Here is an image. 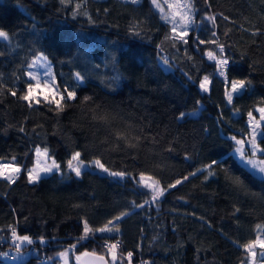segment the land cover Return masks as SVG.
Returning a JSON list of instances; mask_svg holds the SVG:
<instances>
[{
	"label": "trees",
	"instance_id": "trees-1",
	"mask_svg": "<svg viewBox=\"0 0 264 264\" xmlns=\"http://www.w3.org/2000/svg\"><path fill=\"white\" fill-rule=\"evenodd\" d=\"M190 2L194 23L184 43L166 39L171 27L150 0H0V30L8 33L0 38V161L21 168L13 183L0 179L1 248L14 254L0 264L56 262L71 245L75 260L93 250L107 259L105 239H120L132 264L245 263L243 245L264 231V181L233 155L231 137L251 138L248 113L264 105V0ZM210 40L225 45V77L206 58L218 51ZM40 53L59 88L75 89V100H60L62 111L20 99L30 83L26 67ZM205 76L210 86L201 91ZM242 79L251 83L229 103L226 91ZM257 143L264 148V136ZM37 147L61 172L30 183ZM77 151L125 177L90 169L76 177L67 162ZM213 160L223 162L213 175L196 171ZM142 173L167 189L156 203H145L151 194L139 183ZM122 212L119 231H93L77 243L84 221L95 230ZM10 226L33 241L19 254ZM115 264L128 262L118 256Z\"/></svg>",
	"mask_w": 264,
	"mask_h": 264
},
{
	"label": "snow or ice",
	"instance_id": "snow-or-ice-1",
	"mask_svg": "<svg viewBox=\"0 0 264 264\" xmlns=\"http://www.w3.org/2000/svg\"><path fill=\"white\" fill-rule=\"evenodd\" d=\"M132 3H137L138 0H131ZM61 3H65V0H61ZM165 3H168V0H165ZM152 4L158 8L162 14L161 18L165 20V22L171 24V37H167L166 39H174L179 40L180 42L186 43L185 37L187 36L188 30L190 26L194 23L192 19V12H193V6L190 2V0H176L175 4H168V8L170 10L169 13H165L164 9L161 7V5L158 3V0H152ZM81 5L77 4L75 11H78L80 9ZM74 11V14H75ZM209 21L215 23V18L213 16L206 17ZM227 19V17H225ZM138 34V33H137ZM255 35V33H253ZM215 36V32L212 34ZM0 38L8 39V33H6L3 30H0ZM200 43H206L205 41H200ZM207 43L215 44L216 50L209 49L205 52V55L207 56L208 60L214 61L216 64L217 72L220 76H225V70L227 68V65L229 63V60L227 57L224 56L225 52V45L217 43L215 40L207 41ZM175 46V44L173 45ZM158 47H160L158 45ZM41 61L43 63H41ZM164 63L167 64L168 61L165 59ZM42 67L45 69L44 75H48L50 72V67L47 62V58L43 56L42 54L38 56L31 64L28 65L29 68L33 67ZM27 75L29 76L30 80H38V75H34L32 72H28ZM75 79L78 82H83L84 76L77 72L74 74ZM251 83L250 80H233L231 82V92H226L227 98L229 103L232 102L233 95L238 94L245 90L249 84ZM208 84H209V77L205 76L203 80L201 81L200 87L203 91H208ZM37 87L39 84L36 85ZM64 91L67 93V96H61V101H71L76 99V92L75 89L69 91L67 88L64 89ZM32 92H33V84L29 83L27 85V94L22 95L20 97L21 100L31 101L32 99ZM13 95L16 93L13 92ZM91 100V97L85 96L83 98L84 102H88ZM29 107H31V103H29ZM56 107L58 111L63 110V105L60 101H56ZM261 113L260 119L256 120L252 112L250 111L248 113L249 116V126L251 129V138L250 139H237L235 136L231 137V139L234 141L235 147L233 149V155L238 158L241 163L248 167L249 170L252 172L253 175H259V178L264 181V159H257L258 153L264 154V148H261L260 144L257 143V141L260 139L261 136H264V129L261 128V122L264 121V108L257 109ZM186 114L181 113L180 117H184ZM96 119V117H93ZM101 120H103L105 123H107L106 118L101 117ZM23 130V129H21ZM117 140L127 139V136L122 132H116L115 133ZM134 146V145H129ZM36 154L38 156L43 155L44 157H48L49 153L48 150L45 148L43 152H41V149L37 147ZM81 153L80 152H74L71 156V159L67 162V168L69 172L75 173L76 177H80L83 174V170L85 167H92L94 166L96 169H98L100 172L107 173L111 177H120L124 178L125 173L124 172H115L110 171L109 168L105 167V165L101 162L100 159L93 160L89 165H85L84 161L81 160ZM75 162V163H74ZM223 163L222 161L213 160L211 164L205 165L201 169H197V172H204L207 171L208 175H213L212 166L216 164ZM4 166L0 165V177H3L8 181L9 184L14 182L15 174H18L21 169L19 167L12 168L11 171L8 174H5L4 172ZM53 172H61L60 165L55 161L52 160L51 165L45 164L42 168L37 170L36 168H33L28 173V179L30 183L36 182L41 178V173L48 174ZM63 175V173H61ZM190 175H196V172L190 173ZM148 180H151V183H148L146 181L145 175L142 173L140 176L139 183L144 187L150 190L151 194V200H146L145 203H156L160 197H162L167 191V189L161 188L159 181L152 180L151 177L147 178ZM184 179H188V177H184ZM182 181L177 180L175 184H170L168 187L172 188L175 187L176 184H180ZM237 182L242 183V181H239V178H237ZM137 207H143V205H137ZM128 215L127 212H122L120 215L116 216L113 220H109L107 224H105L103 227L97 228L93 230L87 221H84V229L82 235L78 238L77 243L80 241L87 240L90 236V234L95 232H112L113 227L115 226V230L119 231L118 226L114 225V221H119L122 217ZM260 228V226H257ZM11 237L13 240V244L17 250V254L20 253V250L22 246L26 244H32L33 241L29 236H20L17 234L16 229L14 227H11ZM43 239H41V243H43ZM76 245H71L69 249H65L64 251L58 253L59 257L64 260V264H68V254L69 252L74 249ZM107 249V254L111 256V264H115V262L118 259L117 256V248L118 243H112V244H105L104 246ZM244 249L248 252L249 256L252 257L253 264H255V258L257 256V253L255 251L256 247H259L260 249L264 250V231H262L260 234H258L255 238V240L250 241L249 243L243 245ZM7 255V254H5ZM94 257L95 260L98 262V264H110V262L106 259L105 255H97L96 252L93 250L92 252L85 251L84 253H81L80 255L76 256V260L79 264L81 261V257ZM132 253H128V257L131 258ZM261 256L264 257V252H261Z\"/></svg>",
	"mask_w": 264,
	"mask_h": 264
},
{
	"label": "rangeland",
	"instance_id": "rangeland-1",
	"mask_svg": "<svg viewBox=\"0 0 264 264\" xmlns=\"http://www.w3.org/2000/svg\"><path fill=\"white\" fill-rule=\"evenodd\" d=\"M125 1H130L131 0H125ZM150 2L152 3V0H150ZM158 3L161 5V7L164 9L165 13H169L170 14V10L168 8V4L171 3V4H175L176 3V0H168V3H165V0H158ZM152 6L154 7L155 10H157L160 15L162 16L160 10L158 8H156L153 4ZM192 16H193V12H192ZM164 20V19H163ZM165 21V20H164ZM170 27H171V24L169 23ZM43 55L45 56L43 53H40L38 55H36L35 57L31 58L30 59V63L31 64L38 56L40 55ZM46 57V56H45ZM47 58V57H46ZM207 58V56H206ZM165 56L161 57L160 61H161V64L164 65V67L166 69H168L170 67V65L167 63L165 64L164 63V60H165ZM208 59V58H207ZM47 62H48V65L50 67V72L48 75H44V72H45V69L42 68V67H33V68H29L28 65L26 67V76L29 80L30 83L33 84V92H32V99L30 102H35L37 100H42L44 99L45 101L47 102H54L56 103V101H60L61 100V96H67V93L64 91V90H61L58 86V83H57V80L55 79V75H54V70H52V62L47 59ZM41 63H43L41 61ZM28 72H32L34 75H38V80H30L29 76L27 75ZM217 72V71H216ZM219 75V74H218ZM223 77V76H221ZM204 78V77H203ZM203 78L201 79V81L203 80ZM201 81L199 84H201ZM39 84V86L37 87L36 85ZM209 86L210 84H208V89H209ZM200 90L203 91L200 87ZM232 88H231V85L229 86L228 90L226 92H231ZM27 92V91H26ZM234 96V95H233ZM261 108V107H259ZM258 108V109H259ZM264 108V107H262ZM196 113V111H195ZM258 114H256V116H253L256 120H259L260 119V116H261V113L258 111L257 112ZM249 123V121H248ZM261 128L264 129V121L261 122ZM250 137H251V130H250V133H249ZM237 139H244L243 137H237ZM248 139V138H247ZM250 139V138H249ZM235 147V145H234ZM41 149V152H43L44 149L40 148ZM259 154V153H258ZM35 162H34V165L31 167L30 170H32L33 168H36L37 170H39L40 168H42L45 164L47 165H51L52 163V160H54L50 155H48V157H44L43 155L41 156H38L36 153H35ZM257 159H263L261 156L257 155L256 157ZM71 159V157H70ZM82 160V159H81ZM93 160L95 159H91V160H88V161H84L85 165H89ZM237 160H239L237 158ZM240 161V160H239ZM241 162V161H240ZM75 163V162H74ZM8 167H6V171L7 172H10L12 168H10V165H7ZM106 167V166H105ZM246 167V166H245ZM248 168V167H247ZM84 169H90V170H93V171H96V172H100L98 169H96L94 166L92 167H85ZM29 170V171H30ZM110 171H115V170H112V169H109ZM115 172H119V171H115ZM122 172V171H121ZM102 174H107V173H103V172H100ZM75 174V173H74ZM126 174V173H125ZM42 175H46L44 173H41V176ZM108 175V174H107ZM145 175V174H144ZM140 175H138V179L140 180ZM257 176H259L257 174ZM115 179H121L120 177H113ZM145 178H146V181L148 183H151L152 181L151 180H148L147 178H149V176L145 175ZM154 180V179H152ZM160 184V183H159ZM160 187L161 188H164L166 189V187L162 186L160 184ZM149 190V189H148ZM150 192V190H149ZM255 251L257 253V256L255 258V264H264V257L261 256V252H264V250L260 249L259 247H256L255 248ZM68 264H77V261H75V258H72V255L68 254ZM107 260L110 262L111 264V256L110 255H107ZM116 263V262H115ZM48 264H64V260L61 259L59 256H58V259L56 262H48ZM244 264H253V260H252V257L248 256L247 260L245 261Z\"/></svg>",
	"mask_w": 264,
	"mask_h": 264
},
{
	"label": "built area",
	"instance_id": "built-area-1",
	"mask_svg": "<svg viewBox=\"0 0 264 264\" xmlns=\"http://www.w3.org/2000/svg\"><path fill=\"white\" fill-rule=\"evenodd\" d=\"M0 165H3L4 166V169L3 170H4L5 174H8L9 173V172L6 171V167H8L7 165H10V168H15V167H19L20 168V165L18 163L14 162V161L12 162V161H7V160H2V161H0ZM18 174H15V179L14 180L17 179ZM0 179H4V178L3 177H0ZM17 234H18V232H17ZM8 241L13 244L12 237L9 238ZM106 243L107 244L118 243V248L116 250L117 251V255L119 257L125 259L128 262V264H132V262L129 259V257L126 254L124 255V253L119 248V246L121 244V240L120 239H113V240L105 239V240H103L102 248L106 249L104 247ZM1 245H2V241H0V256L3 257L5 260H7V259L8 260H14V254L2 250ZM5 254H7V255H5Z\"/></svg>",
	"mask_w": 264,
	"mask_h": 264
},
{
	"label": "water",
	"instance_id": "water-1",
	"mask_svg": "<svg viewBox=\"0 0 264 264\" xmlns=\"http://www.w3.org/2000/svg\"><path fill=\"white\" fill-rule=\"evenodd\" d=\"M84 253V252H83ZM97 254V253H96ZM97 255H100V254H97ZM77 261V260H75ZM78 264V262H77ZM79 264H98V262L95 260L94 257H81V261L79 262Z\"/></svg>",
	"mask_w": 264,
	"mask_h": 264
},
{
	"label": "crops",
	"instance_id": "crops-1",
	"mask_svg": "<svg viewBox=\"0 0 264 264\" xmlns=\"http://www.w3.org/2000/svg\"><path fill=\"white\" fill-rule=\"evenodd\" d=\"M223 77H225V76H223ZM259 107H261V108H262V107H264V105L257 106V108L255 109V110H256V111H255L256 113L258 112V111H257V109H258ZM257 114H258V113H257ZM250 130H251V129H250Z\"/></svg>",
	"mask_w": 264,
	"mask_h": 264
}]
</instances>
